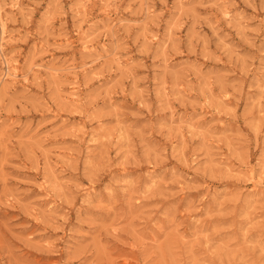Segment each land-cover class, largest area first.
Returning <instances> with one entry per match:
<instances>
[{"label":"rangeland","instance_id":"rangeland-1","mask_svg":"<svg viewBox=\"0 0 264 264\" xmlns=\"http://www.w3.org/2000/svg\"><path fill=\"white\" fill-rule=\"evenodd\" d=\"M0 5V264H264V0Z\"/></svg>","mask_w":264,"mask_h":264},{"label":"bare ground","instance_id":"bare-ground-1","mask_svg":"<svg viewBox=\"0 0 264 264\" xmlns=\"http://www.w3.org/2000/svg\"><path fill=\"white\" fill-rule=\"evenodd\" d=\"M82 2H83V1H82ZM87 2H88V1H87ZM83 3H84V2H83ZM3 5H4V4H3ZM3 5H0V14H1V15H2V9L4 8ZM76 5H77V4H76ZM83 5H84V4H83ZM87 5H88V4H87ZM17 6H18V1H16V2L13 4V7H17ZM80 9H81V8H80ZM86 10H87V9H86ZM227 10H228V9H226V12H227ZM81 11H82V10H81ZM81 11H80V12H81ZM75 12H76V11H75ZM226 12H224V13H226ZM227 13H228V12H227ZM79 15H80V13H79ZM229 15H231V14L229 13ZM229 15H228V16H229ZM1 17H2V16H1ZM229 17H230V16H229ZM6 22H7V21H6ZM7 26H8V25H7ZM2 29H3V33H6V32H7V29H6V23H5L4 21H3V24H2ZM85 32H86V31H85ZM6 34H7V33H6ZM85 34H86V33H85ZM85 34H84V35H85ZM85 36H87V35H85ZM89 36H90V35H89ZM89 36H88V37H89ZM81 37H82V36H81ZM88 37H87V38H88ZM82 38H83V37H82ZM84 38H85V37H84ZM93 41H94V40H93ZM89 42H90V41H89ZM87 43H88V42H87ZM13 69H14V67H13ZM15 69H16V68H15ZM15 69H14V70H15ZM51 69H52V68H51ZM61 71H62V70H61ZM53 72H54V71H53ZM11 74H12V73H11ZM56 74H57V73H56ZM7 75H8V74H7ZM12 76H13V75H12ZM14 76H15V75H14ZM14 76H13V77H14ZM11 79H12V78H11ZM15 82H16V81H15ZM74 100H76V99H74ZM78 100H79V99H78ZM75 102H76V101H75ZM249 171H251V170H249ZM255 185H256V184H255Z\"/></svg>","mask_w":264,"mask_h":264}]
</instances>
